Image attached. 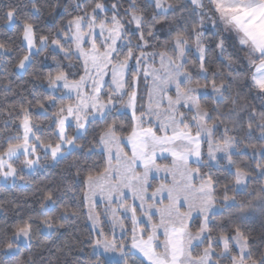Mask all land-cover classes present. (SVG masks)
Segmentation results:
<instances>
[{
    "label": "snow or ice",
    "instance_id": "1",
    "mask_svg": "<svg viewBox=\"0 0 264 264\" xmlns=\"http://www.w3.org/2000/svg\"><path fill=\"white\" fill-rule=\"evenodd\" d=\"M150 3L153 10L148 12L137 0H128L127 8L123 0L91 4L77 0L78 14L56 26L54 33L44 31L41 14L45 7L54 10L56 0L46 5L29 0L28 12L19 5L6 8L0 20L19 41L16 69L34 81L45 80L51 94L36 104L26 100L27 106H19V130L0 144V179L24 180L26 170L41 159L62 160L86 147L80 142L91 135L89 151L99 147L105 159L101 170L87 173L84 184L87 219L94 233L88 236L93 249L88 264H264V241L256 247L244 224L252 209H264V0ZM165 23L170 40L161 46L164 50L147 51L150 39H156V25ZM209 28L214 30L211 38L205 37ZM16 40H0V59L17 51ZM191 43L198 54L195 75L187 66ZM208 43L224 56L222 67L211 66ZM226 44L238 54L225 56ZM46 52L55 67L46 74L34 72L37 57ZM74 59L79 63H72ZM141 77L146 83L151 80L145 96H139ZM241 85L260 101L258 111H248L246 127L234 119L249 107L239 103ZM138 98L146 99L139 111ZM33 108L50 121L54 139L42 138ZM121 108L131 112L127 125L112 118ZM97 121L103 126L94 127ZM222 125L223 132L216 136ZM254 130L262 142L258 149L256 144L246 145L259 156L253 170L233 156L241 154L244 137ZM165 153L171 157L170 165L157 162ZM220 159L228 165L223 179L211 171V162L217 173L221 170ZM153 173L163 174L161 180L168 182L149 191ZM257 177L259 188L249 190ZM237 190L250 199L238 200L233 194ZM98 196L111 214L107 232L95 211ZM57 201L55 190L45 191L39 214L21 216L10 234L0 230V250L7 253L22 242L31 244L41 228L63 227L58 220L78 215L59 208ZM218 205L236 212L217 221ZM121 211L130 213V228Z\"/></svg>",
    "mask_w": 264,
    "mask_h": 264
},
{
    "label": "trees",
    "instance_id": "2",
    "mask_svg": "<svg viewBox=\"0 0 264 264\" xmlns=\"http://www.w3.org/2000/svg\"><path fill=\"white\" fill-rule=\"evenodd\" d=\"M40 2L46 5L51 0H40ZM75 2L77 0H56L58 6L54 10L45 7L41 14V26L44 31L54 33L56 26L61 25L71 15L78 14L74 10ZM106 2L111 3L114 0H106ZM87 3L91 4L92 0H87ZM137 3L148 12L153 10L149 0H137ZM179 3H185V0H179ZM205 4L207 5V0H205ZM9 5H19L22 12L30 11L29 0H0V16H2ZM127 7L128 0H123V8ZM123 8H121V11H123ZM213 31L210 28L206 30L205 37L211 38ZM153 35L156 39L154 41L150 39V47L153 50H164L161 46L165 41L170 40L169 25L167 23L156 25ZM9 37L16 40L14 31L5 28L2 20H0V40H8ZM132 39L135 42L136 37L132 36ZM193 45L194 43H191V47ZM18 46L19 41L16 40L13 47L17 51L5 54V57L0 59V144H3L8 136L16 134L19 130L17 115L21 104L27 106L26 100L36 104L39 99L46 98L51 94L47 89V82L45 80L34 81L32 75H20L17 73L15 56L19 53ZM226 47L225 56L238 54L228 44H226ZM207 48V57L211 61V66L222 67L224 56L220 55L219 49H215L211 43L207 44ZM46 57L48 58L45 59ZM187 57L189 62L187 65L188 69L195 75L197 57L192 50L188 51ZM72 63L76 64L79 62L74 59ZM54 67V63L46 52L37 57L33 71L46 74ZM240 87L242 99L239 103L240 105H248L249 107L247 110L241 111L239 116L234 117V119L246 127L248 111L252 108L258 111L260 101L255 98L254 92H248L247 88H244L243 85ZM208 103H213V99H209ZM221 107L223 108L224 105H221ZM37 111L36 108L32 109L33 118L40 122L43 129L42 138L46 140L54 139V132L48 127L50 121L44 116L38 115ZM49 111H52L51 107H49ZM9 113H11V116H9ZM112 118L127 125L130 115L113 112ZM102 126L99 121L94 125L97 128ZM220 130H223V125ZM241 136H243V132H241ZM90 139L91 135L86 140L80 142L85 144L86 147L71 151L70 154L66 155V158L58 160L54 164L46 160L45 165L41 169L36 170L31 175H25L24 185H0V230H7L9 234L11 232V225L21 216L29 214L35 216L40 213L41 209L39 205L41 197L47 190H55L57 192V206L59 208H68L78 213L77 216L70 215L66 221L58 220L57 223H62L63 227L53 229L50 234H44L41 228L37 231L36 238L33 239L31 244L20 246L16 254L6 256L5 251L0 250V264H88L93 251L88 236L93 234V232L87 222L86 205L83 199L84 184L87 173L89 171L101 170L104 167L105 159L104 154L98 151L99 147L89 151L88 140ZM261 142L259 131L254 130L250 137H244L240 148L246 147L249 144H256L258 149ZM248 150L250 154L241 153L239 156L234 155L233 159L246 164L254 170L255 159L252 158L253 149L248 148ZM256 157L257 159L259 158L258 155ZM219 163L222 164L223 162L220 161ZM224 169V167H221L218 173L217 168H211V171L220 175L221 179H223L228 175V172L224 171ZM77 172H79V175H77ZM260 183L261 181L257 177L249 184V190L259 188ZM233 194L237 196L238 200L247 201L250 199V196L244 192H235ZM230 211L232 213L236 212L235 209L229 210L223 207L222 211L218 213L216 220L226 219ZM102 224L104 228L107 227L104 221H102ZM244 224L246 229L251 232L253 237L252 243L256 247H260L262 241H264V209H261L259 206L252 209L244 218ZM91 258L94 259V257Z\"/></svg>",
    "mask_w": 264,
    "mask_h": 264
},
{
    "label": "rangeland",
    "instance_id": "3",
    "mask_svg": "<svg viewBox=\"0 0 264 264\" xmlns=\"http://www.w3.org/2000/svg\"><path fill=\"white\" fill-rule=\"evenodd\" d=\"M189 50H192L193 53H194V55L197 57L198 54H197V51H196V48H195V44L193 45V47L190 46V48L187 50V53H188ZM147 51H154V50L151 47H149L147 49ZM187 53H186V55H187ZM157 66H158V60H157ZM16 71H17L18 74H20V75L22 74V73L19 72L18 69ZM105 81H106V83L110 82V76L105 77ZM150 87H151V80L149 79L147 81V83H146L144 81L143 77H141L140 84H139V96H145V93H146L147 89L150 88ZM48 91L50 92V90H48ZM145 102H146V99H145V101H140L139 98H138V111H139V104L140 103H145ZM113 112H117V113H120V114L126 113V114H128V115L131 116L130 110L124 109V108H121L118 111H113ZM153 126L154 127L156 126V123L155 122L153 123ZM69 131L71 132L72 129H69ZM222 132H223V130H219L218 132H216V136H219ZM126 150H128V149L126 148ZM98 151H100V152L103 153V150L101 148H98ZM205 153H206V149H205ZM240 153H249L250 154V151L248 150L247 147H242V148H240ZM41 155H42V153H41ZM218 158H219V154H218ZM252 158L253 159H257L256 156H252ZM204 159L207 160V155L206 154L204 155ZM48 161H50L51 164H54L56 162V161H52L51 159H48ZM220 161L223 162L222 164L219 163L221 167H224V168H227L228 167L227 161H225L223 159H220L219 162ZM45 162H46V160L41 159L40 164L37 165V166H35L31 170H26L25 175H31L36 170L41 169L45 165ZM157 162L158 163H161V164H169L170 165L171 164V157L167 153H165L164 157H158L157 158ZM211 163H212V168H217V165H216L215 162H211ZM193 166H195V165H193ZM205 170L206 169H202V171H205ZM162 175L163 174H161V173H153L152 174V176L150 177V181H149L152 184V188H150L149 191H153L156 187L159 186V184L161 182H168V181H162L161 180V176ZM169 180H170V176H169ZM13 184H17V185H21L22 186V185L25 184V181L24 180L17 179L15 181V183H13V181H12L11 178H9L8 180L0 179V185H13ZM236 192H241V191L237 190ZM127 200H128V203L129 204L133 203V200L131 198V193L130 192L127 193ZM135 203L138 204L139 201H136ZM85 205H86V214H87L88 207H87L86 202H85ZM111 207H116V205L113 204V205H111ZM217 207H218L219 213H220L222 211L223 207L220 206V205H218ZM107 208H108V205H106V203L104 202V200L98 196L96 198L95 211L98 212V213H100V220H101V222L104 221L106 223V226H107V227H105V231L106 232L112 226L111 225V214L107 211ZM120 215L123 218V222H124L126 228H130L131 227V220L128 218V216H130V213L125 214V213H123V211H121L120 212ZM137 215L138 216L140 215V210L139 209H137ZM154 219H156L155 216H154ZM87 222H88V225H89L90 229L93 232V229H92V226H91V221L87 219ZM42 231H43L44 234H50L53 231V229L52 230H47V229L42 228ZM116 235H117L118 238L122 235L119 227L116 228ZM28 245L29 244L26 243V242H22L20 244V246H28ZM18 250H19V248L18 249H15L13 251H10V252H7V253L4 252V253H5L6 256H9V255H12V254H16L18 252Z\"/></svg>",
    "mask_w": 264,
    "mask_h": 264
}]
</instances>
